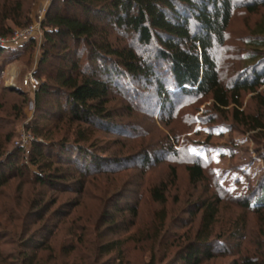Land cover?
<instances>
[{
  "label": "rangeland",
  "instance_id": "obj_1",
  "mask_svg": "<svg viewBox=\"0 0 264 264\" xmlns=\"http://www.w3.org/2000/svg\"><path fill=\"white\" fill-rule=\"evenodd\" d=\"M4 1L0 0V5ZM23 1L26 4L29 0ZM233 1L235 7L224 41L213 51L225 86L242 69L245 54L251 51L249 41L255 38V27L264 21V3L249 10L245 3L254 0ZM49 4L46 0H33L28 12L30 21L39 7L47 9ZM6 22L10 24L9 20ZM108 27L114 45L151 53V45L139 44L124 27L112 23ZM41 39L36 38L32 48L21 46V54L3 66L2 156L16 145L25 143L23 147H29L25 137L28 140L33 135L29 129L33 122L53 138L71 137L79 127L76 122L69 123L53 115L52 111L62 103L57 96H47L43 110H37L35 90L22 83L28 73L36 76L39 84L44 77L36 73ZM11 83L24 91V100L3 87ZM263 87L264 84L257 90ZM254 93L242 90L240 104L219 108L210 93L171 95L170 102L163 103L155 75L148 80L125 77L111 84L105 105L113 122L109 126H93L85 143H94L115 156H138L132 162L137 166L87 176L81 192L50 189L23 174L8 175L0 185V264H103V260L116 253L99 257L97 245L110 239H122L125 264H144L151 251L159 257L157 264H169V257L178 245L199 228L203 201L215 198L218 209L212 233L225 239L230 252L213 256L202 264H234V259L243 256H264V209L243 206L237 199L249 197L264 173V127L250 128L244 121L251 117L253 121L261 115L264 121V109L258 106ZM234 107L239 111L238 118ZM146 153L149 158L143 163ZM195 161L200 162L203 176L192 182L187 166ZM161 181L168 185L163 203L154 200L149 191ZM115 201L124 209L107 210ZM128 204L136 205L137 214L133 218L125 207ZM41 205L48 207V212L38 218ZM56 208L59 214H52ZM161 209L165 211L163 221ZM106 211L113 213L114 222L103 218ZM43 224L52 232L47 245L26 246V238Z\"/></svg>",
  "mask_w": 264,
  "mask_h": 264
},
{
  "label": "trees",
  "instance_id": "obj_2",
  "mask_svg": "<svg viewBox=\"0 0 264 264\" xmlns=\"http://www.w3.org/2000/svg\"><path fill=\"white\" fill-rule=\"evenodd\" d=\"M32 1L25 4L23 0H6L1 3L0 34H10L11 26L30 23L28 12ZM261 3L264 0H254L245 3V7L254 10ZM234 7L233 0H52L41 21L42 39L36 73L44 77L34 91L35 108L43 110L46 97L57 96L62 103L52 111L53 115L69 123L76 122L79 127L71 137L53 138L50 133L41 131L35 122L29 124L33 135L27 149L16 145L3 156L0 152V185L8 175L23 174L50 189L81 192L87 176L137 166L132 162L138 156H115L94 143H85L90 139L93 126H109L113 122L105 104L111 84L125 77L148 80L155 75L156 89L163 103H169L171 95L210 93L214 105L223 108L230 103L240 104L241 91L248 90L255 91L256 102L264 109V87L257 90L264 84V21L255 27V38L249 41L251 51L246 52L242 69L229 86L220 80L213 51L224 41ZM111 23L132 32L139 44L151 45V53L114 45L109 39L108 24ZM35 42L36 38L31 37L17 46H0V80L4 64L21 54V46L32 48ZM3 87L25 99L22 89ZM233 109L238 118L239 111L236 107ZM19 110L22 112L23 106L20 105ZM261 118L262 115L254 117L253 121H244L250 128H263ZM148 158L146 153L142 157L143 163H147ZM187 169L192 182L203 176L199 161L192 162ZM167 186L161 181L150 187L151 197L165 202ZM240 198H237L238 203L243 206L264 209V173L256 190L249 197ZM217 202L218 198L203 201L199 228L191 238L178 245L169 257V264H202L213 256L230 252L224 244L225 239L212 233ZM125 207L132 218L136 216L135 204ZM40 208L38 218H43L48 207L41 205ZM123 209L122 204L115 201L107 210ZM58 210L54 209L52 214ZM111 212L102 213L110 223L115 221ZM160 212L163 221L165 211L161 209ZM51 233V229H46L43 224L26 238L25 244L45 247ZM121 240L110 239L97 245L99 257L116 253L103 260V264H125ZM165 256L163 254V258ZM157 258L151 251L144 264H157ZM233 263L264 264V256H243L234 259Z\"/></svg>",
  "mask_w": 264,
  "mask_h": 264
},
{
  "label": "built area",
  "instance_id": "obj_3",
  "mask_svg": "<svg viewBox=\"0 0 264 264\" xmlns=\"http://www.w3.org/2000/svg\"><path fill=\"white\" fill-rule=\"evenodd\" d=\"M52 0H46L47 3H50ZM46 11V7H39L36 12L32 16V20L27 25H24L22 27H16L13 29V31L10 34H0V46L6 47V46H17L31 37L41 39L42 35V27H41V21L44 17ZM22 83L24 87L35 90L39 85V79L34 76L32 73L26 74L22 78ZM32 139V136L30 135L29 139L27 140L25 137V142L29 144L30 140ZM25 143H22V146H24Z\"/></svg>",
  "mask_w": 264,
  "mask_h": 264
},
{
  "label": "water",
  "instance_id": "obj_4",
  "mask_svg": "<svg viewBox=\"0 0 264 264\" xmlns=\"http://www.w3.org/2000/svg\"><path fill=\"white\" fill-rule=\"evenodd\" d=\"M7 87L11 88V89L21 90V88L18 85L14 84V83H11L10 85H7Z\"/></svg>",
  "mask_w": 264,
  "mask_h": 264
}]
</instances>
